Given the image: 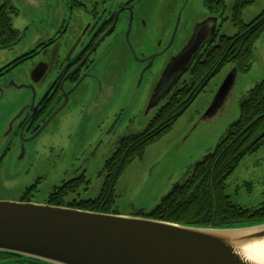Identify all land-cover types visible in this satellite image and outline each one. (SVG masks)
<instances>
[{
    "label": "rangeland",
    "instance_id": "374dc122",
    "mask_svg": "<svg viewBox=\"0 0 264 264\" xmlns=\"http://www.w3.org/2000/svg\"><path fill=\"white\" fill-rule=\"evenodd\" d=\"M11 1L18 12L13 16L12 23L14 28L23 34V39L13 51H0V63L28 52L40 41L58 35L61 24L65 20L69 21L72 15L69 4L73 0ZM205 1L161 0L156 13V28L147 32L144 41L135 49L138 55L143 57L154 53L158 47L167 45L181 14L177 38L168 53L158 57L157 62L147 71L144 70L143 64L132 58L128 61L125 67L126 91L120 94L111 110L115 112V116L120 113L118 127L113 135L106 134L107 127L104 128L103 132L107 137H104V144L99 150L95 151L94 147L88 146L90 140L98 138L91 126L95 120L90 119L88 123L86 113L78 114L80 108L69 105L31 148L27 149L23 161L14 159L17 158L18 151L12 148L11 154L4 160L0 169V201H19L25 189L40 179L33 203L46 204L56 187L82 174L81 171L75 172L78 167L87 170L85 177L90 179L88 192L81 187L77 194L68 199L97 198L102 183L98 174L116 151L118 141L144 131L159 108L168 102L170 94L177 88L167 97H159V102L153 105L161 67L170 55L181 48L188 35L197 27L198 21L209 15ZM252 1L251 5L243 10L242 19L245 23H250L264 10V0ZM226 2L227 8L221 12L219 18V35L231 37L237 32L231 21L234 2ZM255 44L253 67L249 72L238 73L233 90L217 114L211 118L204 117L212 98L232 71L234 66L231 65H226L220 74L213 77L205 91L181 115L171 131L152 143L146 149L145 156L133 161L120 176L116 186L117 202L113 209L119 215L132 216L139 209H144L146 213L152 211L162 201L163 196L167 195L175 184L184 183L191 176L196 163L201 162L225 138L229 126L240 115V103L245 99L247 92L264 79V32ZM143 73L145 74L142 75ZM188 78V74L185 75L178 87ZM8 113L0 107V149L4 146L2 135L7 131L10 121L6 116ZM226 184V194L231 196L236 205L239 204L245 209H259L264 205V143L256 153L241 161Z\"/></svg>",
    "mask_w": 264,
    "mask_h": 264
},
{
    "label": "flooded vegetation",
    "instance_id": "af4514ba",
    "mask_svg": "<svg viewBox=\"0 0 264 264\" xmlns=\"http://www.w3.org/2000/svg\"><path fill=\"white\" fill-rule=\"evenodd\" d=\"M218 1H205L209 15L198 21L197 27L188 35L181 48L168 57L161 67L157 84L161 81L168 65L195 37L198 25L202 28L209 27L215 20L217 24L214 38L205 44L200 54L216 44L220 37L219 18L223 10L218 13L210 10L209 6ZM162 2L161 0H73L69 4L72 15L69 21L65 20L61 24L58 35L40 41L28 52L0 63V107L4 112H9L6 116L10 119L7 131L1 138L4 146L0 149V169L11 154L12 148L18 151V156L14 159L23 161L27 149L31 148L53 120L58 118L69 105L80 108L78 114L86 113L88 123L90 119L95 120L91 126L98 138L90 140L88 146L94 147L95 151L101 148L104 137H107L106 134L113 135L116 132L115 128L118 127L120 113L115 116V112L111 110L120 94L126 91L125 67L128 61L132 58L143 64L144 70L147 71L162 55H158L154 60L150 59L151 56L165 50L167 51L163 55L167 54L177 38L181 14L167 45L158 47L159 49L154 53L143 57L139 56L135 49L144 41L146 33L156 28V13L159 3ZM224 3L227 8L226 0ZM13 16L15 15L10 16L12 21ZM22 39L21 33L20 42ZM17 46L0 51H13ZM200 54L196 61L200 58ZM113 116H115L114 120ZM105 127H107L106 134L103 132ZM102 170L98 175L103 181ZM78 171L82 174L77 178L83 177L87 183H90V179L85 177L87 170L78 167L75 172ZM37 181L25 189L19 201L35 200L41 182L40 179ZM32 187L35 189L28 193ZM82 187L88 192V185L84 184ZM7 258L9 259L0 256V264L2 261L6 262ZM10 260L15 261L11 264H40L30 260L20 262L17 261L19 258L14 257Z\"/></svg>",
    "mask_w": 264,
    "mask_h": 264
},
{
    "label": "trees",
    "instance_id": "16d2710c",
    "mask_svg": "<svg viewBox=\"0 0 264 264\" xmlns=\"http://www.w3.org/2000/svg\"><path fill=\"white\" fill-rule=\"evenodd\" d=\"M224 2L225 0L213 2L209 9L219 13L226 9ZM233 2L231 21L237 29L236 34L231 37L221 35L215 45H211L210 49L200 54V58L194 62L188 73V80L170 94L168 102L159 108L144 131L118 141L116 151L103 166L104 179L99 196L69 200L70 196L78 193L80 187L89 183L83 177H79L56 187L47 200L49 204L118 214L113 210L117 202L116 186L120 176L130 164L142 159L152 143L171 131L176 121L226 65L236 66L239 73L251 70L255 43L264 32V10L250 23H245L242 19L243 10L253 1L233 0ZM0 12V49L5 50L18 45L21 33L14 28L10 18L11 15L18 14L11 0H0ZM239 108L240 115L229 126L225 138L201 162L196 163L191 176L184 183L175 184L152 211L146 213L144 209H139L135 216L217 228L264 222V205L259 209H245L239 204L236 205L231 196L226 194L228 178L242 160L256 153L264 143V137L258 139L264 132V79L247 92ZM35 187L30 188L28 193ZM0 256L9 257L6 262L2 261V264L14 263L15 261L10 260L11 257L19 258L17 261L20 262L35 261L9 253L0 252ZM35 262L45 264L40 261Z\"/></svg>",
    "mask_w": 264,
    "mask_h": 264
},
{
    "label": "water",
    "instance_id": "95a60500",
    "mask_svg": "<svg viewBox=\"0 0 264 264\" xmlns=\"http://www.w3.org/2000/svg\"><path fill=\"white\" fill-rule=\"evenodd\" d=\"M216 28V20L209 27L198 25L195 37L162 75L153 105L190 73ZM238 73L234 66L212 98L205 118L221 110ZM263 137L264 132L258 139ZM263 240L264 222L217 228L49 203L0 201V252L45 264H264L247 253Z\"/></svg>",
    "mask_w": 264,
    "mask_h": 264
},
{
    "label": "bare ground",
    "instance_id": "6f19581e",
    "mask_svg": "<svg viewBox=\"0 0 264 264\" xmlns=\"http://www.w3.org/2000/svg\"><path fill=\"white\" fill-rule=\"evenodd\" d=\"M196 61V60H195ZM251 249L247 250L250 257H254L259 262H264V240L253 244Z\"/></svg>",
    "mask_w": 264,
    "mask_h": 264
}]
</instances>
